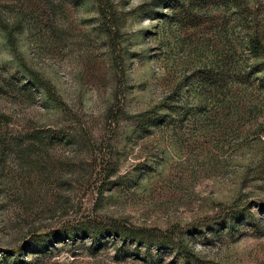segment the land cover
Here are the masks:
<instances>
[{
    "label": "rangeland",
    "instance_id": "obj_1",
    "mask_svg": "<svg viewBox=\"0 0 264 264\" xmlns=\"http://www.w3.org/2000/svg\"><path fill=\"white\" fill-rule=\"evenodd\" d=\"M255 34L264 0H0V264H264ZM87 217L191 253L34 240Z\"/></svg>",
    "mask_w": 264,
    "mask_h": 264
},
{
    "label": "trees",
    "instance_id": "obj_2",
    "mask_svg": "<svg viewBox=\"0 0 264 264\" xmlns=\"http://www.w3.org/2000/svg\"><path fill=\"white\" fill-rule=\"evenodd\" d=\"M250 50L254 55L264 53L263 39L255 34L250 40ZM162 116L150 117L151 123L148 125H158L163 122ZM85 237L92 240L96 244H100L109 239L118 240L124 247L127 244L131 247V252L139 253L143 249L147 253L148 259L153 260L152 252L160 255L162 251L182 252L183 258L187 261L191 253L186 247L183 239L179 238L175 231L162 230L154 227H140L130 225L127 222L111 219L109 221L97 220L87 217L83 220L76 221L69 226L63 227L60 230L49 232L48 234L37 235L36 241H49L52 238L60 240H72L76 237ZM177 236V237H176ZM144 256H146L144 254Z\"/></svg>",
    "mask_w": 264,
    "mask_h": 264
}]
</instances>
